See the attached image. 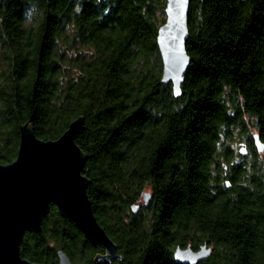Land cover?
<instances>
[{
    "label": "trees",
    "instance_id": "1",
    "mask_svg": "<svg viewBox=\"0 0 264 264\" xmlns=\"http://www.w3.org/2000/svg\"><path fill=\"white\" fill-rule=\"evenodd\" d=\"M166 3L0 0V163L16 158L23 124L54 140L82 116L88 198L121 256L104 262L51 203L23 258L188 264L175 247L206 243L196 264H264V0H190L178 97L162 82Z\"/></svg>",
    "mask_w": 264,
    "mask_h": 264
},
{
    "label": "water",
    "instance_id": "2",
    "mask_svg": "<svg viewBox=\"0 0 264 264\" xmlns=\"http://www.w3.org/2000/svg\"><path fill=\"white\" fill-rule=\"evenodd\" d=\"M190 0H167L165 22L158 31V47L162 59V82L172 83L174 95H181V83L190 58L186 50ZM83 117L71 121L54 140L38 138L29 122L20 127L16 158L0 163V264H37L23 258L19 244L27 231H40L42 218L54 204L59 215L72 221L93 245H102L101 259L110 263L120 260L116 243L97 221L87 194L89 179L83 173L86 155L75 141ZM258 151L264 144L254 134ZM245 154V149H240ZM151 198L143 193L144 202ZM211 253L206 243L194 250L190 246L175 247L176 261L196 264ZM58 264L74 263L63 251H57Z\"/></svg>",
    "mask_w": 264,
    "mask_h": 264
},
{
    "label": "rangeland",
    "instance_id": "3",
    "mask_svg": "<svg viewBox=\"0 0 264 264\" xmlns=\"http://www.w3.org/2000/svg\"><path fill=\"white\" fill-rule=\"evenodd\" d=\"M239 135H235L234 136V139H233V141H234V144H233V147L237 150V151H239L241 148L242 149H245V154H247V147H246V145L244 144V142L242 141V140H240L239 139ZM149 192V191H148ZM143 200H141L140 202H139V205H143Z\"/></svg>",
    "mask_w": 264,
    "mask_h": 264
},
{
    "label": "clouds",
    "instance_id": "4",
    "mask_svg": "<svg viewBox=\"0 0 264 264\" xmlns=\"http://www.w3.org/2000/svg\"><path fill=\"white\" fill-rule=\"evenodd\" d=\"M77 11H79V8H77ZM26 15H27L29 18H31L32 11H28V12L26 13Z\"/></svg>",
    "mask_w": 264,
    "mask_h": 264
}]
</instances>
